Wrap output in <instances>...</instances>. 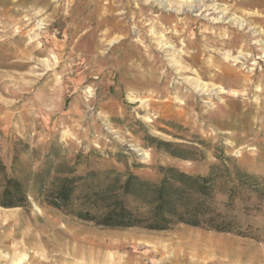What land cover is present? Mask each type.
I'll list each match as a JSON object with an SVG mask.
<instances>
[{"label": "rangeland", "instance_id": "obj_1", "mask_svg": "<svg viewBox=\"0 0 264 264\" xmlns=\"http://www.w3.org/2000/svg\"><path fill=\"white\" fill-rule=\"evenodd\" d=\"M222 152L259 184L230 211L243 236L77 216L115 175L205 176ZM0 164L28 195L0 207V264H264V0H0Z\"/></svg>", "mask_w": 264, "mask_h": 264}, {"label": "trees", "instance_id": "obj_2", "mask_svg": "<svg viewBox=\"0 0 264 264\" xmlns=\"http://www.w3.org/2000/svg\"><path fill=\"white\" fill-rule=\"evenodd\" d=\"M217 158L219 164L211 166L205 176L189 175L175 168H161L162 179L158 183L131 173L124 177L115 175L104 191V198L96 195L97 199L76 212L77 216L103 228L167 231L178 225H187L243 236L245 234L230 211L235 209L238 201H242L241 190L256 192L259 184L232 164V159L223 152ZM4 169L0 164V172ZM80 180L75 177L61 180L50 191L49 204L59 210L70 211V205L77 198ZM219 195L226 196L227 201L219 203ZM127 198L134 199L135 208L128 206ZM27 203L28 195L20 182L3 180L0 184V207L19 208Z\"/></svg>", "mask_w": 264, "mask_h": 264}, {"label": "crops", "instance_id": "obj_3", "mask_svg": "<svg viewBox=\"0 0 264 264\" xmlns=\"http://www.w3.org/2000/svg\"><path fill=\"white\" fill-rule=\"evenodd\" d=\"M89 250L90 251H92V254H91V256L90 257H88L87 258V260H89V262L91 261L90 259H91V257H92V255H94V249H92L90 246H89ZM102 253V255L104 256V251H102L101 252ZM79 257H77V258H75V257H73V258H69V259H61V260H57L56 261V264H80V261H79V259H78ZM12 264H16V261L14 260L13 262H12ZM85 264H92V263H85ZM95 264V263H94Z\"/></svg>", "mask_w": 264, "mask_h": 264}, {"label": "bare ground", "instance_id": "obj_4", "mask_svg": "<svg viewBox=\"0 0 264 264\" xmlns=\"http://www.w3.org/2000/svg\"><path fill=\"white\" fill-rule=\"evenodd\" d=\"M219 72H220V71H219ZM192 246H194V247H196V248L198 247V245H195V244H193ZM18 262L20 263V261H18Z\"/></svg>", "mask_w": 264, "mask_h": 264}]
</instances>
